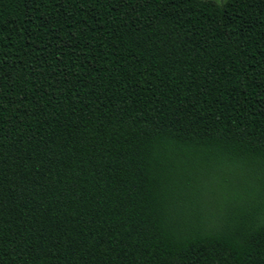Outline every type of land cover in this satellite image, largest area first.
I'll list each match as a JSON object with an SVG mask.
<instances>
[{"label":"trees","instance_id":"obj_1","mask_svg":"<svg viewBox=\"0 0 264 264\" xmlns=\"http://www.w3.org/2000/svg\"><path fill=\"white\" fill-rule=\"evenodd\" d=\"M0 264H264V0H0Z\"/></svg>","mask_w":264,"mask_h":264},{"label":"rangeland","instance_id":"obj_2","mask_svg":"<svg viewBox=\"0 0 264 264\" xmlns=\"http://www.w3.org/2000/svg\"><path fill=\"white\" fill-rule=\"evenodd\" d=\"M217 2H219V3H222V2H224L225 0H216Z\"/></svg>","mask_w":264,"mask_h":264}]
</instances>
